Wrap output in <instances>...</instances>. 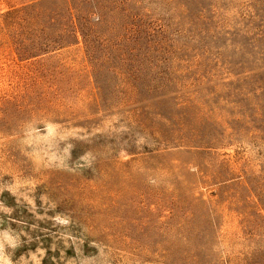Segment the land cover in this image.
<instances>
[{
  "label": "rangeland",
  "instance_id": "1",
  "mask_svg": "<svg viewBox=\"0 0 264 264\" xmlns=\"http://www.w3.org/2000/svg\"><path fill=\"white\" fill-rule=\"evenodd\" d=\"M0 264H264V0H0Z\"/></svg>",
  "mask_w": 264,
  "mask_h": 264
}]
</instances>
